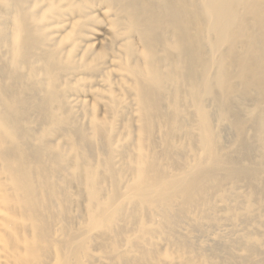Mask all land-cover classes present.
I'll list each match as a JSON object with an SVG mask.
<instances>
[{"label": "bare ground", "instance_id": "6f19581e", "mask_svg": "<svg viewBox=\"0 0 264 264\" xmlns=\"http://www.w3.org/2000/svg\"><path fill=\"white\" fill-rule=\"evenodd\" d=\"M0 264H264V0H0Z\"/></svg>", "mask_w": 264, "mask_h": 264}]
</instances>
